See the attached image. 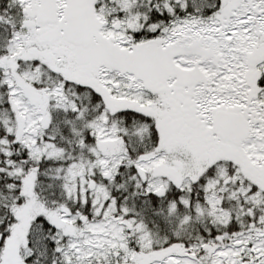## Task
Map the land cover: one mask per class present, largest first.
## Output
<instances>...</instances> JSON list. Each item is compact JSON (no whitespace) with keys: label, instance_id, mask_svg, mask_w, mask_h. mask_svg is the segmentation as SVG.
<instances>
[{"label":"snow or ice","instance_id":"obj_1","mask_svg":"<svg viewBox=\"0 0 264 264\" xmlns=\"http://www.w3.org/2000/svg\"><path fill=\"white\" fill-rule=\"evenodd\" d=\"M0 264H264V0H0Z\"/></svg>","mask_w":264,"mask_h":264}]
</instances>
